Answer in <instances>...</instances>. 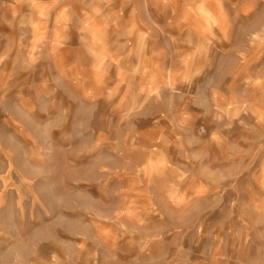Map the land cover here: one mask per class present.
Returning <instances> with one entry per match:
<instances>
[{
	"label": "clouds",
	"instance_id": "9594fccd",
	"mask_svg": "<svg viewBox=\"0 0 264 264\" xmlns=\"http://www.w3.org/2000/svg\"><path fill=\"white\" fill-rule=\"evenodd\" d=\"M0 264H264V0H0Z\"/></svg>",
	"mask_w": 264,
	"mask_h": 264
},
{
	"label": "rangeland",
	"instance_id": "374dc122",
	"mask_svg": "<svg viewBox=\"0 0 264 264\" xmlns=\"http://www.w3.org/2000/svg\"><path fill=\"white\" fill-rule=\"evenodd\" d=\"M0 31H7V29L0 27Z\"/></svg>",
	"mask_w": 264,
	"mask_h": 264
}]
</instances>
